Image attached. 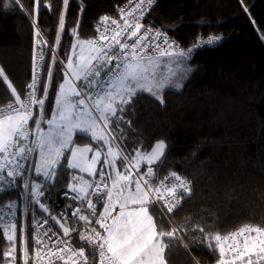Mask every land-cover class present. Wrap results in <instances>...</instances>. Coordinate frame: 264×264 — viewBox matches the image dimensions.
<instances>
[{
	"label": "snow or ice",
	"instance_id": "6c2138e0",
	"mask_svg": "<svg viewBox=\"0 0 264 264\" xmlns=\"http://www.w3.org/2000/svg\"><path fill=\"white\" fill-rule=\"evenodd\" d=\"M14 2L23 10L20 0ZM155 3L156 0H128L127 7L119 9V19L100 17L95 38L81 39L77 29H72L77 42L66 61L60 62L64 65V79L55 89L54 109L48 119L44 109L53 73L48 66L47 81L42 82L47 41L40 29L34 32L32 77L23 93L17 91L0 67V79L13 97L0 106V194L20 189L33 212L38 207L47 214L36 221L34 242L39 247L35 256L41 259L47 248L46 255L63 264H167L166 250L174 245L189 250L190 243L217 254L216 264H264V225L246 223L221 234L191 217L177 222L173 213L182 201L192 198L193 183L172 170L160 175L169 145L159 139L146 148L140 140L129 150L124 143V126L131 125L125 116L130 110L134 114L135 99L148 93L163 104L166 88L182 87L186 73L191 71L186 62L194 50L222 39L219 35L205 39L198 34L189 46L182 47L166 28L142 23ZM68 5L69 0H63L64 11ZM9 6L4 4L5 8ZM46 7L50 9L51 5ZM64 11L59 17L57 41L65 28ZM56 62L53 52L52 64ZM42 84L43 94L38 96ZM34 107L39 109L35 115ZM77 135L89 143L80 146L74 139ZM37 151L38 161L26 167L30 155ZM88 153H92L91 157ZM62 159L67 169H78L98 179L89 182L72 175L64 195L75 205L68 204L53 214L45 193L57 169L64 167ZM28 173L42 179L30 178ZM69 192L74 195L69 197ZM15 204L9 200L0 205L9 210L0 214V229L9 243L3 256L11 257L10 264L16 261ZM97 204L101 206L99 211ZM49 220L59 226L57 231H53ZM23 231L21 226L23 264H28V241ZM72 233L87 245V254L85 247L71 244ZM193 264H199L195 257Z\"/></svg>",
	"mask_w": 264,
	"mask_h": 264
},
{
	"label": "trees",
	"instance_id": "16d2710c",
	"mask_svg": "<svg viewBox=\"0 0 264 264\" xmlns=\"http://www.w3.org/2000/svg\"><path fill=\"white\" fill-rule=\"evenodd\" d=\"M125 1L69 0L64 11L63 0H39L38 5L36 0H20L23 10L14 0H0V67L18 92L23 93L32 77L36 28L47 41L41 79L47 81L48 66L53 77L44 117L51 116L55 89L64 79L60 62L66 61L76 43L72 29H77L81 39L92 38L98 17L113 12ZM5 3L10 6L5 8ZM62 11L65 28L57 41ZM150 15L181 45L189 46L198 34L219 35L222 39L198 49L188 59L191 71L181 88L164 90L163 104L148 93L135 99L134 114L130 110L125 116L131 125L124 126V143L129 150L140 140L146 148L159 139L169 145L160 175L172 170L193 183L192 198L182 201L173 213L177 222L191 217L221 234L246 223L264 225V0H156ZM53 52L57 61L54 65ZM42 94L43 84L38 96ZM12 99L0 79V105ZM38 111L36 107L34 115ZM74 139L79 145L89 143L79 135ZM62 164L53 183L47 185L46 197L65 188L77 171L67 169L65 160ZM15 197L21 201L19 191H5L0 194V203ZM16 237L15 263L23 264L20 226ZM27 241L31 264L35 252L31 227ZM8 249L0 229V264L11 260L3 256ZM193 257L199 264H213L218 255L190 243L189 250L174 245L165 253L167 264H193Z\"/></svg>",
	"mask_w": 264,
	"mask_h": 264
},
{
	"label": "built area",
	"instance_id": "2783aa9c",
	"mask_svg": "<svg viewBox=\"0 0 264 264\" xmlns=\"http://www.w3.org/2000/svg\"><path fill=\"white\" fill-rule=\"evenodd\" d=\"M134 2H135V0H134ZM127 5H128V0L125 1V2H123V3H121L120 5H118L113 13H109V12H104V13H102V14L98 17L97 22H96V24L94 25L95 34H94V36H93L92 38H95V37L98 36V33H97V31H96V28H97V25H98V23H99V20H100V17H101V16H103V15H108V16H110V17H113V18L119 19V9H120V8H125V7H127ZM151 10H152V9H151ZM151 10H149V11H147V12L145 13V15H144V17H143V20H142V23H143L145 26H149V25H150V26H152V27H154V28H162L161 26L155 24V23L152 21V18H151V15H150V14H151ZM162 29H164V28H162ZM102 30H103V28L101 27V31H102ZM167 32H168V31H167ZM168 35H169L170 37H173L169 32H168ZM173 38L176 39L175 37H173ZM176 40H177V39H176ZM179 43H180V42H179ZM180 45H181V44H180ZM181 46H182V47H187V46H184V45H181ZM195 51H196V50H194V52H195ZM38 65H39V62H38ZM40 75H41V73H40ZM8 103H9V102H8ZM6 104H7V103H4V104H2V105H6ZM2 105H0V106H2ZM35 108H36V107L33 108V112H35ZM29 123H30V125H32V121H30ZM36 156H37V152L32 153V154L30 155V157H29V161L26 162V165H25V166L27 167L29 164L35 162V161H36ZM177 173H178V172H177ZM179 174H180V173H179ZM28 175H29L30 178H32L33 173H28ZM165 175H166V174H165ZM181 175H182V174H181ZM183 176H184V175H183ZM17 183H20V181L17 180ZM52 183H53V182H51L50 184H52ZM16 191H19V192H20V189L9 190V192H11V193L16 192ZM66 191H68V189L65 187V188L61 189V190L59 191V193H57L55 196H53V197H48V199H47V203H48V205L50 206L51 211H52L53 214H56V213L61 212V211L65 208V206L68 205V204H73V205H75V202H74V201H72L71 199L65 197L64 193H65ZM20 195H21V193H20ZM72 195H74V194L71 193V192H69V197L72 196ZM9 200H14V201H16L15 208H14L16 219H15L14 222H15L16 225H17V229H18V226H20V229H21V226H23V230H24V231H23V235H24V237L27 238V231L29 230V227H31V228H32V231H33V237H34V236L37 234L36 221H37V220H40L42 217H45V218H46L47 215H46L45 213H42V212L39 210L38 207H37L36 210L33 212V211L31 210L33 206L29 205V204H28V200H27V198H26V197H22V196H21V201H17V198L15 197V198H12V199H8V200H6V201H4V202H1L0 205H6L7 202H8ZM97 210L99 211V204H97ZM8 211H9V210H8L6 207H5V208H0V214H4V213H6V212H8ZM28 212H33V215H32L31 217H28ZM70 212H71V209L69 210V214H70ZM19 213H22V217H21V218H20V216H19ZM7 220H8V217L5 216V221L7 222ZM49 224L53 226V231H57V230L59 229L58 226L55 225V223H54L53 221L49 220ZM45 227H47V225H46ZM97 227H98V226H97ZM2 231H3V229H2ZM40 231H41V233H42L43 230H40ZM59 234L62 236V232H61V231H60ZM53 239H55V237H54ZM65 239H67V238H65ZM71 244H72L75 248H80V247H82V246L85 247V249H86V254H87V251H88V249H87V245H86V244H83L82 242L79 241V237H78L77 233H72ZM37 247H39V246H36V245H35V250H36ZM51 247H52L51 245H48V248H51ZM47 250H48V249L45 248L44 252H42V254H41V256L43 257L42 259L39 258V257H36V256H35V252H34V255H33V258H32V262H31V264H49V260H50V259H51V261H52V264H63L62 261H59V260L55 259L54 257H49L48 255H46ZM217 259H218V258H217ZM213 264H216V262L213 263Z\"/></svg>",
	"mask_w": 264,
	"mask_h": 264
},
{
	"label": "rangeland",
	"instance_id": "374dc122",
	"mask_svg": "<svg viewBox=\"0 0 264 264\" xmlns=\"http://www.w3.org/2000/svg\"><path fill=\"white\" fill-rule=\"evenodd\" d=\"M77 42V41H76ZM76 54L78 55L79 54V48H77L76 49ZM186 67L187 68H189V63H188V60H187V62H186ZM183 68H184V66L182 65L181 66V68L180 69H178L177 71H178V73H179V71H181V70H183ZM188 73H189V71L186 73V77L188 76ZM186 79V78H185ZM184 79V80H185ZM184 80L182 81V84H183V82H184ZM174 88V87H173ZM48 118H50V117H45V119H48ZM42 127H43V129L45 130V131H47V124L46 123H43L42 124ZM80 146H83V145H80ZM91 155H92V153L91 154H89L88 153V156L89 157H91ZM38 159H39V155H38V152H37V156H36V161H38ZM62 162H63V159H62ZM100 165L98 164L97 165V169L99 170V167ZM142 171H143V169H141ZM34 174V173H33ZM72 175H76V176H79V177H82L83 178V180L84 181H89L90 182V180H91V178H94V177H92V176H90L87 172H79V171H76V172H73L72 174H71V177H72ZM33 179H37V180H40V179H38V177H32ZM42 178V177H41ZM11 261V260H10ZM10 261L7 263V264H10ZM16 264V263H15Z\"/></svg>",
	"mask_w": 264,
	"mask_h": 264
},
{
	"label": "bare ground",
	"instance_id": "6f19581e",
	"mask_svg": "<svg viewBox=\"0 0 264 264\" xmlns=\"http://www.w3.org/2000/svg\"><path fill=\"white\" fill-rule=\"evenodd\" d=\"M114 11H115V10H114ZM114 11H113V12H114ZM113 12H111V13H113ZM207 37H208V36H207ZM207 37H203V38L206 39ZM215 43H218V42H214L213 44H215ZM213 44H211V45H207V44H206V45L202 46L201 48L206 47V46H212ZM198 49H200V48H198ZM198 49H195V50L197 51ZM196 51H195V52H196ZM195 52H194V53H195ZM32 213H33V212H28V217H31V216H32ZM19 216L22 217V213H19Z\"/></svg>",
	"mask_w": 264,
	"mask_h": 264
},
{
	"label": "crops",
	"instance_id": "0c3cea01",
	"mask_svg": "<svg viewBox=\"0 0 264 264\" xmlns=\"http://www.w3.org/2000/svg\"><path fill=\"white\" fill-rule=\"evenodd\" d=\"M89 154H91V153H89ZM99 167H100V166H99ZM77 171H79V170L77 169ZM79 172L81 173V171H79ZM94 179H98V176H97V177H94V178H91L90 182L93 181ZM100 207H101V206L99 205V210H100Z\"/></svg>",
	"mask_w": 264,
	"mask_h": 264
},
{
	"label": "water",
	"instance_id": "95a60500",
	"mask_svg": "<svg viewBox=\"0 0 264 264\" xmlns=\"http://www.w3.org/2000/svg\"><path fill=\"white\" fill-rule=\"evenodd\" d=\"M47 215V214H46ZM58 226V225H57ZM58 228H59V226H58ZM62 232V231H61Z\"/></svg>",
	"mask_w": 264,
	"mask_h": 264
}]
</instances>
